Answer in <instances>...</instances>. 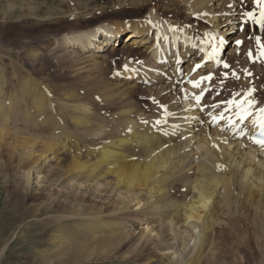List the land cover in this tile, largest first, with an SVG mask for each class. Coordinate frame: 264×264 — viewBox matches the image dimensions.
<instances>
[{
    "label": "bare ground",
    "instance_id": "obj_1",
    "mask_svg": "<svg viewBox=\"0 0 264 264\" xmlns=\"http://www.w3.org/2000/svg\"><path fill=\"white\" fill-rule=\"evenodd\" d=\"M246 1L118 0L113 6L131 9L125 22L64 34L67 55L89 65L124 42L139 50L99 102L73 91L54 100L18 72L19 94L7 97L0 71V182L15 184L12 218L53 212L49 264H146L140 254L152 252L160 253L154 264H215L218 232L264 241V129L255 116L240 120L236 106L264 108L233 54ZM35 180L50 197L33 190ZM126 243L131 255L113 254Z\"/></svg>",
    "mask_w": 264,
    "mask_h": 264
},
{
    "label": "rangeland",
    "instance_id": "obj_2",
    "mask_svg": "<svg viewBox=\"0 0 264 264\" xmlns=\"http://www.w3.org/2000/svg\"><path fill=\"white\" fill-rule=\"evenodd\" d=\"M117 1L0 0V71L7 77L4 89L6 96L13 97L19 94L17 92L19 89L18 82L21 83L23 81H18L19 77L13 76L15 72H18V76L34 78V82L40 85L38 88L41 91L42 89L47 90L54 100L64 101L70 99L69 96L73 91L84 100L99 102L97 96H99L102 88L119 82L120 76L126 71V67L123 68L125 66L124 62L128 60L136 61L139 50H130L124 42L118 48L119 50L108 53L107 60L103 63L100 61L99 64L94 65L92 62L89 65V63L85 62L83 56L72 58L67 55L68 53H66V48L61 38L64 34L89 32L101 25L104 26V24L112 25L118 20L119 22H125L128 16L131 15V9L113 6L111 2L115 4ZM250 2H247V4L243 3L245 36H242V43L234 46L235 51L233 54L240 53L241 62L239 68L246 73L247 76H245L248 81L250 80L249 83H252H250V86L253 87V90H258L257 98L260 102L264 100V55L262 54L264 53V47H262L264 45V29L261 27L264 24V9L259 6V0H251ZM113 7L115 8L112 9ZM249 13L252 14L250 17ZM255 20L257 25L254 24ZM257 37L260 38L259 44L257 43ZM249 53H251L250 56ZM247 56H249L248 59L244 60ZM26 87L23 86L20 93ZM252 87H249V89H252ZM140 99L139 97V103L144 105V99ZM103 110H107L106 106ZM144 110L147 112L148 106ZM40 176L44 178L45 173H40ZM0 183H2L0 184V251L8 244L6 256L0 264H49V261H46L42 256L45 255L43 253L50 252L53 248V220L49 219L53 216V212L48 214L40 213L36 216L32 214L31 218H23L22 216H18L17 220L12 218L11 212L13 208L11 206L16 201L15 194L12 192L15 189L13 187L15 184L4 185L6 183L3 184L2 180ZM34 183V191L42 192L41 194H44L46 198L50 197L52 194L50 190L36 187V180ZM65 197H60L61 203L65 202ZM93 204L94 202H87L86 206ZM37 205L38 202H35L32 205V210ZM33 221L37 225L28 226ZM136 222V225H141L136 226L137 229L144 226L143 223ZM164 233L165 238L167 237L166 239L172 237L168 230H165ZM236 235L230 233L226 235L224 232L216 234L218 259L215 264H264V241L258 246L255 244V240L239 241L240 237ZM238 237L239 239H237ZM130 245L132 244L126 243L113 254L116 256L122 253L131 255L133 248L129 249ZM108 252L111 251H99L94 256L105 258L106 255L110 254ZM159 254L152 252L149 255L151 257L150 260H146L148 259L146 256L141 254L140 256H142V261H145L144 263L154 264V261L159 258ZM98 264L112 263L105 261ZM135 264L138 263L135 262ZM202 264H209V257L204 259Z\"/></svg>",
    "mask_w": 264,
    "mask_h": 264
},
{
    "label": "snow or ice",
    "instance_id": "obj_3",
    "mask_svg": "<svg viewBox=\"0 0 264 264\" xmlns=\"http://www.w3.org/2000/svg\"><path fill=\"white\" fill-rule=\"evenodd\" d=\"M248 15L251 16L252 14L249 13ZM261 27H262V29H264V24H262ZM237 43L240 44L242 42L241 41H237ZM257 43L258 44L260 43V38L259 37H257ZM262 47H264V45H262ZM249 55H251V53H249ZM224 66L226 68L229 67V65H227V64H225ZM204 79H211V77L209 76V77H202L201 78V80H204ZM192 83H193L194 87H199V82L193 81ZM196 99L199 102L200 97L197 96ZM226 103L232 104L233 101H227ZM252 103H253L252 101H245V100H241V101L237 102L236 106L240 108V111L237 114L238 118L243 121V120L248 119V117H250V116H255L256 119L254 120V123H258L259 126L261 127V129H264V108H260L258 110V113H253L251 111ZM220 118L222 119L223 115H221ZM214 119H216V118L214 117ZM260 142L264 143V141H260Z\"/></svg>",
    "mask_w": 264,
    "mask_h": 264
}]
</instances>
